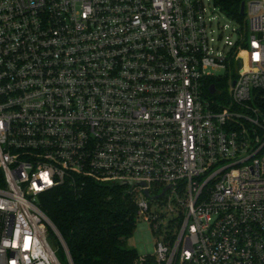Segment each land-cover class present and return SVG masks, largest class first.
Masks as SVG:
<instances>
[{
  "label": "built area",
  "instance_id": "obj_1",
  "mask_svg": "<svg viewBox=\"0 0 264 264\" xmlns=\"http://www.w3.org/2000/svg\"><path fill=\"white\" fill-rule=\"evenodd\" d=\"M217 1L0 0V264H73L41 197L89 181L152 222L137 264H264V0Z\"/></svg>",
  "mask_w": 264,
  "mask_h": 264
},
{
  "label": "trees",
  "instance_id": "obj_2",
  "mask_svg": "<svg viewBox=\"0 0 264 264\" xmlns=\"http://www.w3.org/2000/svg\"><path fill=\"white\" fill-rule=\"evenodd\" d=\"M244 2L218 0L217 5L229 17L242 20ZM40 208L65 242L73 264H137V251L125 247L139 219L126 188L92 181L79 193L60 187L41 197ZM51 234L66 258L59 239Z\"/></svg>",
  "mask_w": 264,
  "mask_h": 264
},
{
  "label": "rangeland",
  "instance_id": "obj_3",
  "mask_svg": "<svg viewBox=\"0 0 264 264\" xmlns=\"http://www.w3.org/2000/svg\"><path fill=\"white\" fill-rule=\"evenodd\" d=\"M210 9L213 10L215 16V29L216 36L220 34V27L222 28L226 24H230L229 19L221 13V11L212 4ZM228 32H226V35ZM155 213H166V210L159 209ZM170 219L167 218L163 225L168 226ZM52 246L58 250V257L63 262L66 263V258L63 256L62 251L60 250L59 243L55 240V237L52 235V238L49 240ZM158 241V235L155 233L152 222L148 221L145 217L139 216L135 232L133 236L127 240L126 248L134 249L137 251L139 257H148L153 256L155 253V247Z\"/></svg>",
  "mask_w": 264,
  "mask_h": 264
},
{
  "label": "water",
  "instance_id": "obj_4",
  "mask_svg": "<svg viewBox=\"0 0 264 264\" xmlns=\"http://www.w3.org/2000/svg\"><path fill=\"white\" fill-rule=\"evenodd\" d=\"M241 15L243 16V15H245V3H243L242 4V6H241ZM211 92L212 93H214L215 92V89H214V87H212L211 88ZM128 185V183H122V184H120V187H125V186H127ZM140 184H136V186H139ZM148 194V193H147ZM162 197V195L161 196H158V197H156L155 199H158V198H161Z\"/></svg>",
  "mask_w": 264,
  "mask_h": 264
}]
</instances>
